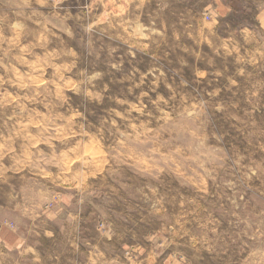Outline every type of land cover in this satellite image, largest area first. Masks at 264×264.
<instances>
[{"label": "rangeland", "instance_id": "rangeland-1", "mask_svg": "<svg viewBox=\"0 0 264 264\" xmlns=\"http://www.w3.org/2000/svg\"><path fill=\"white\" fill-rule=\"evenodd\" d=\"M0 264H264V0H0Z\"/></svg>", "mask_w": 264, "mask_h": 264}]
</instances>
